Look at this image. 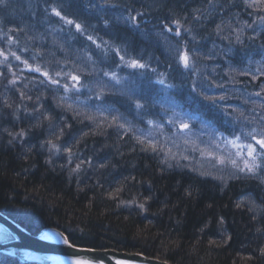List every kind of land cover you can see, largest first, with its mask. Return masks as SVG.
<instances>
[{
	"label": "snow or ice",
	"instance_id": "snow-or-ice-1",
	"mask_svg": "<svg viewBox=\"0 0 264 264\" xmlns=\"http://www.w3.org/2000/svg\"><path fill=\"white\" fill-rule=\"evenodd\" d=\"M41 2L45 15L41 23L49 25L45 33L33 24L31 30L37 35H28L29 25L23 18L21 23L0 20V138L6 133L8 144L12 145L30 137L35 129L44 136L39 139V150L47 152L46 163L53 165V158L66 153L60 168H68L70 176L78 177L85 164L94 167V160L82 158L74 145L89 135L107 138L111 129L118 139L132 142L130 151L139 149L158 159L162 172L194 173L203 180L217 182L223 191L227 187L225 173L231 169L227 179L243 176L264 185V0H200L190 10H185L187 5H177L183 16H173L170 10L159 21L161 30L154 33L155 47L163 45L164 61L127 35L108 32L114 27L110 19L98 20L109 37L104 39L93 34L101 31L96 24L69 15V10L77 6L104 11L120 8L119 4L109 0L101 4L88 0L83 5L81 0ZM241 5L251 9L249 16L255 15L252 23L241 22L239 12L235 18L229 15L232 8ZM8 7L10 0H0V9ZM125 11L127 15L122 12L115 16L116 26L123 25L141 37L153 34L142 27L150 23L139 19L143 12L133 15V9ZM52 17L56 18L55 26ZM248 30L253 34L245 39ZM21 35H28L30 43L21 46ZM51 35L60 37L59 42L49 40ZM258 38L262 42L257 45ZM73 44L79 46L73 50ZM58 52L64 54L62 59ZM253 55L260 59L253 60ZM165 62L166 67L161 70ZM237 75L249 79L241 81ZM250 86H258V90L249 91ZM49 93L54 94V107L46 103ZM9 95H18L20 103L13 107ZM175 95L183 97V102L174 99ZM161 96L165 99H158ZM234 99H242L244 105L253 107H238L231 103ZM118 102L125 111L116 106ZM67 112L72 113L74 123L65 115ZM208 112L213 114L215 123L196 115ZM125 113L133 115V120L144 127H138ZM8 118L13 128L22 120H28L29 127L10 130L4 126ZM197 119L201 129L194 131L193 121ZM165 129L167 137L162 141ZM36 147L32 144L28 151ZM205 164L208 171L202 168ZM109 166L107 159L98 164L100 169ZM248 198L241 195L237 206ZM121 203L129 206L136 202ZM137 206L145 208L143 203ZM48 235L68 249L84 251L72 241L71 233L52 230ZM9 237L7 231L0 234L2 239ZM260 253L264 255V248ZM70 264L105 262L73 254Z\"/></svg>",
	"mask_w": 264,
	"mask_h": 264
},
{
	"label": "trees",
	"instance_id": "trees-1",
	"mask_svg": "<svg viewBox=\"0 0 264 264\" xmlns=\"http://www.w3.org/2000/svg\"><path fill=\"white\" fill-rule=\"evenodd\" d=\"M92 2L101 4L103 0ZM87 3L88 0H81V5ZM109 3L121 7L101 11L77 6L69 10V15H75L79 21L96 24L101 31L93 34L104 39L109 37L98 20L100 17L110 19L114 27L108 32L119 31L127 35L137 45L164 61L163 45L159 49L155 47L157 37L154 33L163 27L159 21L170 10L173 16H183V11L177 5H187L185 10H190L200 0H109ZM125 8L133 9V15L143 12L144 16L139 19L150 23L142 27L153 34L141 37L123 25L116 26L115 16L122 12L127 15ZM249 11L251 9H244L241 5L232 8L229 15L235 18L234 14L239 12L241 22L247 20L252 23L255 15L249 16ZM22 18L29 25L28 35H37L31 30L33 24L40 33L48 30L49 25L41 23L45 20L41 0H31V7L29 0H10V7L0 9V20L21 23ZM55 20L52 17V26H55ZM252 34L248 30L244 38ZM28 35L19 37L21 46L30 43ZM262 38L257 39V45L262 42ZM53 39L59 42L60 37L49 36V40ZM159 39L162 41L163 37ZM78 46L73 44V50ZM63 55L57 53L61 59ZM252 58L260 59L258 55ZM236 59H239V55ZM252 66L254 68L255 64ZM164 67L166 62L161 70ZM236 78L241 81L249 79L238 75ZM248 90H258V86H250ZM53 96L49 93L46 101L52 107ZM115 99L121 101L119 97ZM158 99L165 98L161 96ZM174 99L183 102V97L179 95H175ZM9 101L13 107L20 103L18 95H9ZM231 103L243 108L253 107L251 104L244 105L242 99H234ZM116 106L122 112L125 111L119 102ZM125 114L133 120V115ZM65 115L72 122V113L67 112ZM196 115L215 123L211 112ZM133 122L138 127H144L138 121ZM193 124L194 131L201 129L199 119ZM4 126L18 131L20 128L27 129L29 121L22 120L13 128L8 118L4 120ZM216 126L219 127L218 124ZM166 137L167 129L161 140ZM43 138L35 129L30 137L12 145L8 144L6 133L0 138V212L29 233L37 234L45 228H54L65 234L71 233V239L78 247L138 253L169 264H264V255L260 253V249L264 248V211H261L264 207V185L257 180L243 176L240 179H227L231 171L228 169L225 173L227 187L222 191V186L217 182L203 180L194 173L179 170L162 172L158 159L139 149L130 151L132 142L127 138L118 139L111 129L108 130L107 138L89 135L79 145H74V150H78L82 158H93L94 167L88 168L85 164L78 177L70 176L68 168H60V164L65 162L66 153H62L60 158H53V165L46 163L47 152L39 150V139ZM32 144L37 147L29 152ZM104 159L109 161L110 166L100 169L98 164ZM74 166L75 163L71 167ZM202 168L204 171L209 170L206 164ZM241 195L249 198L238 207L237 201ZM132 200L136 202L133 205L121 203ZM140 203L145 205L144 210L137 206ZM249 208L253 211H249ZM254 216L256 219H253ZM221 219L223 223H220ZM0 264L20 263L0 254Z\"/></svg>",
	"mask_w": 264,
	"mask_h": 264
},
{
	"label": "water",
	"instance_id": "water-1",
	"mask_svg": "<svg viewBox=\"0 0 264 264\" xmlns=\"http://www.w3.org/2000/svg\"><path fill=\"white\" fill-rule=\"evenodd\" d=\"M0 227L10 234L8 240L0 241V254L16 259L20 264H43L46 257L57 256L72 259V255L89 256L103 259L105 264H122V261L142 264H168L167 262L149 258L137 253L116 251L112 249H89L78 247L84 251L68 249L58 244L48 233L54 228H45L37 234H31L0 212ZM59 231V230H56ZM91 250V251H89Z\"/></svg>",
	"mask_w": 264,
	"mask_h": 264
},
{
	"label": "bare ground",
	"instance_id": "bare-ground-1",
	"mask_svg": "<svg viewBox=\"0 0 264 264\" xmlns=\"http://www.w3.org/2000/svg\"><path fill=\"white\" fill-rule=\"evenodd\" d=\"M3 233H4V230H3L2 227H0V234H3ZM53 238L54 237L50 238V240H52ZM4 240L5 239L0 238V241H4ZM82 248H86V247H82ZM93 249H96V248H93ZM70 261L71 260L66 258V257H61L60 258V257H57V256H51V257L44 258L43 264H70ZM122 264H139V263H130L129 261H122ZM140 264H142V263H140Z\"/></svg>",
	"mask_w": 264,
	"mask_h": 264
},
{
	"label": "rangeland",
	"instance_id": "rangeland-1",
	"mask_svg": "<svg viewBox=\"0 0 264 264\" xmlns=\"http://www.w3.org/2000/svg\"><path fill=\"white\" fill-rule=\"evenodd\" d=\"M3 214V213H2ZM5 215V214H4ZM8 217V216H7ZM9 218V217H8ZM12 220V219H11ZM27 231V230H26ZM78 247V246H77ZM86 248H89V247H86ZM89 249H93V248H89ZM138 254V253H137ZM144 256V255H143ZM149 258H151V257H149ZM14 259V258H13ZM153 259H155V258H153ZM16 260V259H15ZM156 260H158V259H156ZM159 261H161V260H159ZM164 262V261H163ZM169 264V263H168Z\"/></svg>",
	"mask_w": 264,
	"mask_h": 264
}]
</instances>
